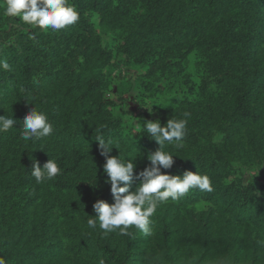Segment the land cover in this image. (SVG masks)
Returning a JSON list of instances; mask_svg holds the SVG:
<instances>
[{
    "label": "trees",
    "instance_id": "trees-1",
    "mask_svg": "<svg viewBox=\"0 0 264 264\" xmlns=\"http://www.w3.org/2000/svg\"><path fill=\"white\" fill-rule=\"evenodd\" d=\"M68 3L80 19L58 32L10 18L0 6V60L13 69L0 70V115L16 120L0 133V257L6 264H264V0ZM120 65L134 73L115 83ZM144 97L168 104L157 109L162 125L190 113L183 148H164L179 155L164 171L198 170L214 190L158 205L150 236L134 227L126 236L93 231L92 205L114 202L95 138L136 157L137 172L159 148L140 135L155 119L132 118L122 107ZM35 105L54 130L24 141L23 119ZM32 158L41 167L54 159L61 174L37 184Z\"/></svg>",
    "mask_w": 264,
    "mask_h": 264
},
{
    "label": "clouds",
    "instance_id": "clouds-1",
    "mask_svg": "<svg viewBox=\"0 0 264 264\" xmlns=\"http://www.w3.org/2000/svg\"><path fill=\"white\" fill-rule=\"evenodd\" d=\"M0 6L3 7L4 14L8 17L19 18V21L24 24L37 27L42 31L58 32L75 25L80 19L77 8L69 4L68 0H3ZM0 70L13 71L7 60H0ZM115 101L121 103L124 100L122 96H116ZM154 104L168 105L152 103L150 106H145L150 113ZM183 115L184 119L169 118L163 125L159 119L143 122L140 135H147L148 138L154 139L159 148L148 154L147 158L150 163L138 172L135 171L136 157L128 159L122 156L119 145L111 139L105 140L102 135L95 138L99 141L100 155L106 159L103 165V171L107 174L105 183L110 184L114 202L110 204L103 199L95 201L92 205L95 215L87 219L89 229L95 231L98 226L104 233L126 236L129 235V228L134 227L146 236H150L153 234L151 218L158 205L169 199L178 201L192 189L202 192L214 190L210 177L201 174L198 170L185 171L177 175L164 171L171 169L175 163L174 156H179L165 151V146L174 145L177 149L184 146L187 117L190 113L185 112ZM15 123L13 113L0 115V133L8 132ZM21 130L24 141L35 142L51 136L54 129L48 115L43 110H38L35 105L25 115ZM113 147L119 150V155H110ZM39 149L44 150L42 147ZM61 172V167L52 158L42 167L35 158H32L30 175L34 177L37 184L53 180ZM134 181L136 185L133 190ZM90 184L95 185L96 178L95 182ZM0 264H6V260L2 257H0ZM99 264H104V261L100 260Z\"/></svg>",
    "mask_w": 264,
    "mask_h": 264
},
{
    "label": "rangeland",
    "instance_id": "rangeland-1",
    "mask_svg": "<svg viewBox=\"0 0 264 264\" xmlns=\"http://www.w3.org/2000/svg\"><path fill=\"white\" fill-rule=\"evenodd\" d=\"M190 61L191 63L193 62V58L190 57ZM134 73L133 70H129L126 66L124 65H120L119 67H117L113 72H112V76L114 77V82L117 83L118 79L129 76L128 74ZM162 100L161 99H156V98H150V97H144L142 98H136L134 100H131L130 98H127V105L122 106L124 109L125 108H129L134 112V115H132V118H136L139 115L140 116H149V118L151 119H158L159 115L157 112L158 106L159 104H154L152 106V111L151 113L149 112L148 108L145 106H150L152 103H161ZM122 107L119 106L118 109H123ZM125 118L129 121H131V118L129 116H125Z\"/></svg>",
    "mask_w": 264,
    "mask_h": 264
}]
</instances>
